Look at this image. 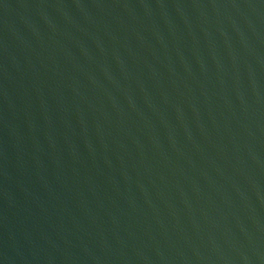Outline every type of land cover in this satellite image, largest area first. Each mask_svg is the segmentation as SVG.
<instances>
[{
	"label": "water",
	"instance_id": "obj_1",
	"mask_svg": "<svg viewBox=\"0 0 264 264\" xmlns=\"http://www.w3.org/2000/svg\"><path fill=\"white\" fill-rule=\"evenodd\" d=\"M0 264H264V0H0Z\"/></svg>",
	"mask_w": 264,
	"mask_h": 264
}]
</instances>
